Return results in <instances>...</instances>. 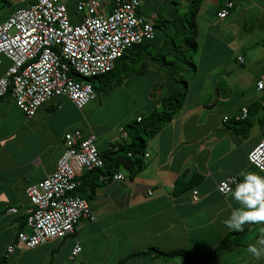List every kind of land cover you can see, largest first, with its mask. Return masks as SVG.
<instances>
[{"label": "crops", "instance_id": "crops-1", "mask_svg": "<svg viewBox=\"0 0 264 264\" xmlns=\"http://www.w3.org/2000/svg\"><path fill=\"white\" fill-rule=\"evenodd\" d=\"M138 1L136 12L151 21L177 18L189 2ZM225 1L199 0L192 53L195 70L188 75L181 107L146 139L141 168L130 173L119 167L113 172L122 173L119 179L98 170L77 169L76 180L92 184V192L84 197L95 218L80 219L72 232L32 247L14 245L5 264H114L123 257L121 264H188L179 256L132 253L155 246L182 247L199 255L225 235L230 240L227 247L201 264H264V258L256 260L246 251L264 225L246 224L243 231L227 228L223 221L240 205L230 192L216 188L229 174L242 179V170L264 175L246 156L264 138V109L259 102L264 88L256 87L257 80L264 81V0H229L232 6L220 17L216 12ZM111 5L104 1L100 11H109ZM65 6L69 21L77 23L81 13L75 5ZM13 10L0 9V20ZM8 63L1 57L0 74ZM147 73L159 80L164 76L156 66L132 76ZM157 80L146 92L143 110L129 109L98 125L84 122L97 105L91 102L95 95L81 108L64 95H54L30 116L9 93L0 96V259L16 232L28 231L22 224L28 205L25 187L54 169L64 149V133L74 129L82 136L93 133L98 152L115 149L114 142L129 140L126 121L148 110ZM242 107L246 115L236 117ZM195 174L197 180L190 182ZM75 244L80 249L71 255Z\"/></svg>", "mask_w": 264, "mask_h": 264}, {"label": "built area", "instance_id": "built-area-1", "mask_svg": "<svg viewBox=\"0 0 264 264\" xmlns=\"http://www.w3.org/2000/svg\"><path fill=\"white\" fill-rule=\"evenodd\" d=\"M20 1L23 6L0 20V63L1 57L9 61L0 74V96L9 93L27 116L58 94L81 108L95 95L88 78L111 69L115 58L127 47L153 36L152 21L136 12L138 0H73L82 15L77 23L69 21L63 0ZM104 1L112 2L107 12L100 11ZM231 6L232 1L226 0L216 14L225 16ZM260 82L256 81L258 89ZM259 102L264 109V97ZM245 115L246 108L242 107L236 117ZM94 137L93 133L82 136L78 129L64 133V149L54 169L25 187L28 205L23 213L28 231L16 232L15 239L5 247V257L16 244L32 247L72 232L82 218H95L86 198L71 192L78 184L77 169L102 166ZM246 156L261 170L264 138ZM112 177L119 179L122 173H112ZM234 181L238 178L229 174L217 182L216 188L226 193L223 186L233 189ZM192 196L196 198L195 189ZM79 249L75 244L71 255Z\"/></svg>", "mask_w": 264, "mask_h": 264}, {"label": "trees", "instance_id": "trees-1", "mask_svg": "<svg viewBox=\"0 0 264 264\" xmlns=\"http://www.w3.org/2000/svg\"><path fill=\"white\" fill-rule=\"evenodd\" d=\"M4 2L5 0H0V7ZM198 2L199 0H189L185 10L177 18L152 21L151 38L130 45L115 58L111 69L88 78L93 88L96 87L95 82L102 88L118 85L128 76L144 73L150 66L159 67L164 73L163 78L156 82L160 90L157 94L153 92L148 110L139 115L138 119L128 121L124 125L129 140L116 141L115 149L108 148L99 152L103 160L102 166L87 171L98 170L101 174L111 175L119 167H124L133 173L143 165L146 139L168 122L181 107L186 94L188 75L195 70L192 53L196 48L195 14ZM156 83L152 85V89ZM197 177L198 175H193L190 182L197 180ZM85 182L78 181L71 192L87 197L89 192H92V184ZM22 224H25L24 215ZM228 243L230 240L225 235L214 247L199 255H193L182 247L161 249L155 246L132 254L152 253L163 258L179 256L188 264H201L203 260L210 259L224 250ZM124 258L114 264H121ZM0 264H5V256L0 259Z\"/></svg>", "mask_w": 264, "mask_h": 264}, {"label": "rangeland", "instance_id": "rangeland-1", "mask_svg": "<svg viewBox=\"0 0 264 264\" xmlns=\"http://www.w3.org/2000/svg\"><path fill=\"white\" fill-rule=\"evenodd\" d=\"M9 1L11 3L10 5L4 4L0 9L11 11L17 6L20 7L24 5V3H15L13 0ZM64 2L68 5L69 9L74 7L72 0H64ZM141 8L145 9L143 5ZM146 9H148V7H146ZM155 77L156 75L152 73H147L143 76H128L126 82H124V80L118 85L109 87L104 86L102 88H100L101 86L98 82H95L94 84L96 87L93 88L95 98L91 102L97 105L88 116L84 118V122L91 124L95 123V125L106 124L114 121L120 113L124 114L129 109L137 108L139 111L143 110L146 92L148 93L151 82L158 79ZM159 90V85L156 83L151 91L157 94ZM98 100L99 103H97Z\"/></svg>", "mask_w": 264, "mask_h": 264}, {"label": "clouds", "instance_id": "clouds-1", "mask_svg": "<svg viewBox=\"0 0 264 264\" xmlns=\"http://www.w3.org/2000/svg\"><path fill=\"white\" fill-rule=\"evenodd\" d=\"M260 87L264 88V81L260 82ZM261 172H264V167H261ZM239 176L242 179L234 181V190L227 184L222 189L230 192L240 205L223 221L227 228L235 231H243L246 224L264 225V175L242 170ZM246 251L256 260L264 258V227L259 229L258 237L247 245Z\"/></svg>", "mask_w": 264, "mask_h": 264}]
</instances>
